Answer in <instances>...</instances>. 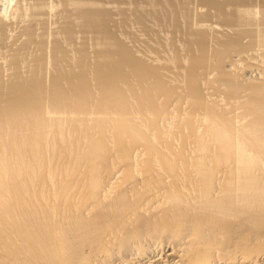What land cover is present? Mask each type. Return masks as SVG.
Masks as SVG:
<instances>
[{"label":"bare ground","instance_id":"bare-ground-1","mask_svg":"<svg viewBox=\"0 0 264 264\" xmlns=\"http://www.w3.org/2000/svg\"><path fill=\"white\" fill-rule=\"evenodd\" d=\"M180 2L149 4L163 24ZM64 3L63 39L47 51L31 19L0 80V264H264V36L213 47L190 28L183 54L132 51L101 0ZM71 19L105 47L95 61L64 48Z\"/></svg>","mask_w":264,"mask_h":264},{"label":"rangeland","instance_id":"rangeland-1","mask_svg":"<svg viewBox=\"0 0 264 264\" xmlns=\"http://www.w3.org/2000/svg\"><path fill=\"white\" fill-rule=\"evenodd\" d=\"M43 0H41V2H40V0H0V17H2V20L0 19V21H1V23H3V20H5L4 22H5V26H6V28H5V26H4V30L5 29H7V30H5V31H3V29H2V34L3 35H5V33H6V35L5 36H1V31H0V66H1V70L3 71V72H1V75L0 76H2V75H4V76H2V78L0 77V80L1 81H4V80H2V79H4V77L7 75V76H9L10 74H11V67H9L10 65H9V63H8V61H9V59H10V56L12 57V55H13V53H14V51L15 50H17L18 49V47L23 43V42H25V36H24V33H22L23 31H24V29H25V27H27V26H29L28 25V23L29 24H31V22L33 21V23L32 24H34L33 25V27L34 28H36L37 29V33H40L41 35H43V41L45 42V43H43V45L44 44H46L47 43V45H44V46H46L47 48H48V50L47 51H49L50 52V49L52 50V46H54L55 45V39H54V37H56L57 36V34H58V32H60L59 34V36L63 39V32L65 31V29H67V26H65L66 25V23L68 24V25H70L71 23L68 21V19L69 18H78L76 15H75V13H74V11L73 10H75L74 8H70V7H72V6H67V7H65L64 5H66V3H64L65 1L64 0H44V2H42ZM139 1V4L141 5L142 4V9H141V7H140V9L141 10H139V8L137 9V12H136V10H133V9H136L137 8V5H135V4H138V3H136V2H138ZM144 1V3H140V2H142V0H101V3H100V5H101V7L104 9V11L106 12V13H108L109 15H110V23H109V28L111 29V32H113L114 33V35L117 37V39H120L121 41H123L122 43H124V44H126L125 46H128V48H131L130 50H132V48H134L132 51H141L142 49H143V47L144 46H146V45H148V47H150L151 48V46H152V42L153 41H151V40H154L155 42H153V43H156V44H153V46L152 47H154V45L156 46L157 44L159 45V42L161 41V40H163L162 42H160V47L158 48L157 46H156V48L159 50V49H161V50H159V52H161V54L163 53V55H165L166 53H167V51L168 50H170V48L172 47L171 46V43L172 44H174V41L172 40V39H174L175 40V44H174V46H177V48L176 49H181L182 51H181V53L183 52V53H185L184 52V43H185V40H186V38H184V37H186V35H188V33L187 32H189L190 31V28H192L191 30H193V32L196 30V32H198V31H204L205 33V36H206V39H209L208 40V43L207 44H212V46H213V44H214V42H215V40L218 38V41L220 42V40L219 39H221V40H223L224 38L226 39L227 38V36L229 35V37H230V35L231 34H234L235 33V30L234 29H242V30H244V31H255L256 32V34H258V33H260V34H258L260 37L261 36H264V0H250L249 2V5L251 6H249L248 5V1L246 2L247 4L245 5V4H243L242 2L244 1V0H238L239 2H238V4H236V3H234V2H236L237 0H213L211 3L213 4H209V2L207 1V0H177L178 2H180L179 4H181L182 3V6H183V4L185 3V8H183V10H185L183 13H179L178 15H173L172 14V16L170 15V17H169V15L167 16V17H169V19L167 18V17H165L166 15H163V17H165V18H163V20H164V22H163V24L160 22L159 23V21L156 19V17H155V12L153 13L151 10H150V8L152 7V6H150V4L149 3H152V2H154L155 0H148L149 2H147V0H143ZM230 1H232L233 3V5L230 3ZM40 2V3H39ZM99 2H100V0H99ZM127 2V3H126ZM175 2H176V0H175ZM219 3H221V4H223L224 6H222L221 4H219L220 6H218V4ZM244 2V3H245ZM36 3V4H35ZM108 3H110V4H108ZM113 3V4H112ZM116 3V4H115ZM122 3V4H121ZM207 3V4H206ZM231 5H230V4ZM240 3V4H239ZM241 3L243 4V5H241ZM33 4V5H32ZM38 4V5H37ZM64 4V5H63ZM129 4V5H128ZM134 4V5H133ZM202 4H203V6H202ZM205 4H206V6H205ZM209 4V5H208ZM216 4H217V6H216ZM20 5V6H19ZM31 5V6H30ZM43 5H45V6H43ZM111 5V6H110ZM230 5V6H229ZM236 5V6H235ZM36 6H40V8H36ZM210 6H212V7H210ZM225 6H226V8H225ZM233 6V7H232ZM239 8H238V7ZM244 6H246V7H244ZM253 6V7H252ZM31 7V8H30ZM43 7V8H42ZM111 7V8H110ZM136 7V8H135ZM215 9H214V8ZM222 7V8H221ZM235 7H237V8H235ZM241 7V8H240ZM42 8V9H41ZM66 10H65V9ZM73 11H70V9ZM116 8V9H115ZM213 8V9H212ZM236 9V10H233V9ZM29 9V10H28ZM30 9H32L31 11H30ZM38 9V10H37ZM152 10H153V7L151 8ZM217 9V12L215 11ZM223 10L222 12L220 11V10ZM27 10V11H26ZM42 10V11H41ZM183 10H181L180 12H182ZM232 10V11H231ZM238 10V11H237ZM29 11L31 12V13H29ZM33 11H35V13L33 12ZM67 11V12H66ZM68 11H70V12H68ZM130 11V12H129ZM139 11H142V12H139ZM6 12V13H5ZM25 12V13H24ZM27 12V13H26ZM37 12H39V13H37ZM76 12V11H75ZM139 12V15L137 14ZM147 13V12H149V13H147V15L148 14H150V15H148V16H150V18H152V16H153V21L155 20V22H152V20L149 18V20L148 21H150V22H145V25H144V22H143V20L144 21H146V19L147 18H145V19H143L142 21H141V19H138V18H140L139 16H142L141 14H144V13ZM218 12H219V14H218ZM236 14H235V13ZM34 13V14H33ZM42 13V14H41ZM123 13V14H122ZM126 13V14H125ZM145 13V14H146ZM233 13H234V17L236 16V15H240L241 16V18L243 19L244 17V20L247 22H245V24L244 25H242L240 28H238V27H233V25H231L232 27H230L229 25H226L224 22H229L228 20L229 19H233L232 18V16H233ZM38 14H41V15H38ZM138 16H137V15ZM144 14V15H145ZM183 14V15H182ZM222 14V15H221ZM227 14H228V16L229 17H231V18H228L227 17ZM23 15H25V17L23 16ZM33 15V17H31ZM36 15V16H35ZM61 15V16H60ZM157 15V14H156ZM231 15V16H230ZM20 16H23V17H20ZM39 16V17H38ZM70 16H73V17H70ZM113 16V17H112ZM36 17V18H35ZM124 18V20H121V19H123ZM138 17V18H137ZM146 17V16H145ZM189 17V18H188ZM22 18V19H21ZM26 18V19H25ZM35 18V19H34ZM128 18V19H127ZM155 18V19H154ZM162 18V17H161ZM176 18V19H175ZM227 18V19H226ZM27 19H29V22H27L28 20ZM31 19H34V20H32L31 21ZM76 19H74V21H73V19H71L73 22H72V24L73 25H71V26H73V27H71L72 29H74L73 30V32H74V35H73V39H71V40H73V42L71 41L70 42V40L68 41L67 39H66V42L69 44H67V43H65L64 41H63V46L66 44L67 46L66 47H64V48H66V50L67 51H71L72 53H71V56L75 53V52H77V50H79L78 49V47L79 48H81L83 45L85 46V47H87L86 49H87V51H88V54H89V60L90 61H95V59L93 58V52H95L97 49H98V47H99V50H100V48H101V50L102 49H105V47L104 48H102L103 46L99 43V41L100 40H98V43H97V40L96 39H98L97 37H95L94 35H96V34H94V33H92L91 32V30L89 31V32H87L86 30L85 31H83V29L85 28V27H83V26H85L83 23V21L82 20H80L79 21V19L78 20H76ZM134 19V20H133ZM167 19L169 20V21H167ZM184 19V20H183ZM24 20V21H23ZM36 20V21H35ZM116 20V21H115ZM127 20V21H126ZM138 20H139V22H138ZM165 20H166V22H165ZM227 20V21H226ZM21 21V22H20ZM35 21V22H34ZM39 21V22H38ZM41 21V22H40ZM158 21V23H156ZM174 21H176L175 23H174ZM18 22H20V23H18ZM44 22V23H43ZM69 22V23H68ZM83 22V23H82ZM114 22V23H113ZM123 22V23H122ZM138 22V23H137ZM7 23V24H6ZM22 23V24H21ZM27 25H26V24ZM42 23V24H41ZM82 23V24H81ZM125 23V24H124ZM135 23V24H134ZM137 23V24H136ZM144 25H142V24ZM146 23H150V24H152L153 23V25H155V26H151V25H146ZM155 23V24H154ZM4 24V23H3ZM41 24V25H40ZM80 24L81 25H83V26H80ZM123 24V25H122ZM166 24V25H165ZM169 24V25H168ZM177 25V28L175 29V30H177V31H172L173 30V28L171 29V27H174V26H176ZM189 24V25H188ZM191 24V25H190ZM228 24V23H227ZM230 24V23H229ZM9 25V26H8ZM25 25V26H24ZM75 25V26H74ZM126 25V26H125ZM134 25V26H133ZM158 25V26H157ZM164 25V26H163ZM172 25V26H171ZM174 25V26H173ZM23 26H24V28H23ZM42 26V27H41ZM45 26V27H44ZM59 26V27H58ZM66 28H65V27ZM112 26V27H111ZM117 26V27H116ZM141 26H143V27H141ZM148 27L149 28V26H151L150 28H152L151 29V31L152 32H150V34H149V32L147 33L144 29H145V27ZM157 26V27H156ZM185 26V27H184ZM235 26V25H234ZM40 27H41V29H40ZM63 27V28H62ZM82 27V28H81ZM130 27V28H129ZM159 27V28H158ZM161 27H163V28H161ZM22 28V29H21ZM45 28V29H44ZM65 28V29H64ZM140 28H144V29H140ZM155 30H154V29ZM166 28H169V29H167L166 30ZM35 29V30H36ZM40 29V30H39ZM60 29H63V30H60ZM88 29V28H87ZM114 29V30H113ZM171 29V30H170ZM1 30V29H0ZM23 30V31H22ZM51 30V31H50ZM189 30V31H188ZM22 31V32H21ZM53 31V32H52ZM57 31V32H56ZM63 31V32H62ZM143 31H144V33H145V35H143L144 33H143ZM162 31V32H161ZM171 31L174 33H171ZM184 31V32H183ZM237 31V30H236ZM42 32H44V33H42ZM62 32V33H61ZM129 32V33H128ZM22 33V34H21ZM36 33V35H38ZM46 33V34H45ZM87 33V34H86ZM152 33H153V36H152ZM156 33H158L157 35H155ZM171 33V34H170ZM203 33V32H202ZM45 34V35H44ZM52 34V35H51ZM56 34V35H55ZM148 34H149V36H148ZM177 34H178V36H177ZM186 34V35H185ZM10 35V36H9ZM19 35H21V37L23 38V39H21V41L19 40L18 41V39L19 38H21V37H18ZM23 35V36H22ZM49 35V36H48ZM63 35V36H62ZM150 35H151V37H150ZM163 35V36H162ZM173 35V36H172ZM39 37H40V35H38ZM37 36V37H38ZM97 36V35H96ZM98 36H100V35H98ZM18 38V39H16V38ZM75 37H76V39H75ZM151 39H150V38ZM153 37V38H152ZM157 37H159V38H157ZM188 37V36H187ZM209 37V38H208ZM87 38V39H86ZM147 38V39H146ZM171 38V39H170ZM41 39V38H40ZM40 39H37V42L40 40ZM61 39V40H62ZM64 39H65V37H64ZM150 39V40H149ZM176 39H177V41H176ZM185 39V40H184ZM245 39L246 40H248L249 39V37L247 38V37H245ZM245 39H244V41H245ZM119 40V41H120ZM159 40V42L157 43V41ZM167 40V41H166ZM169 40V41H168ZM170 40H172L173 42H171ZM4 41V42H3ZM41 41H42V39H41ZM42 41V42H43ZM86 41V42H85ZM120 41V42H121ZM136 41V42H135ZM148 41H150V43L148 42ZM2 42V43H1ZM22 42V43H21ZM75 42V43H74ZM83 42V43H82ZM93 42V43H92ZM101 42V41H100ZM132 42V43H131ZM140 42V43H139ZM146 42L147 43H149V44H151L150 46H149V44H146ZM165 42V43H164ZM168 42H171V43H168ZM245 42H247V41H245ZM5 43V44H4ZM11 43V44H10ZM21 43V44H20ZM100 44L99 46H97V44ZM142 43H144V44H142ZM162 43V44H161ZM8 46H7V45ZM123 44V45H124ZM165 44H168V45H165ZM170 44V45H169ZM81 47H80V46ZM164 45H165V47H164ZM16 46V47H15ZM22 46V45H21ZM20 46V47H21ZM49 46V47H48ZM142 46V48H140ZM162 46L165 48V49H163L162 48ZM173 46V48H175ZM210 46V45H209ZM211 46V47H212ZM215 46V45H214ZM213 46V47H214ZM19 47V48H20ZM67 47H69L68 49H67ZM211 47H209L210 48V50L211 49H213V48H211ZM147 48V46L146 47H144V49H146ZM172 48V49H173ZM257 48L260 50V51H262V50H264V47L262 46V45H257ZM12 49H15L14 51L12 50ZM94 49V50H93ZM138 49V50H137ZM140 49V50H139ZM262 49V50H261ZM74 50H76V51H74ZM89 50H90V53H89ZM167 50V51H166ZM7 51V52H6ZM11 51H13V53L11 52ZM48 52V53H49ZM166 52V53H165ZM264 52V51H263ZM10 53H12V54H10ZM70 53V52H69ZM96 53V52H95ZM94 53V54H95ZM140 53V52H139ZM182 53V54H183ZM4 55V58H3V55ZM7 54V55H6ZM8 54H10V56H8ZM2 56V57H1ZM9 58H8V57ZM8 58V59H7ZM2 59V60H1ZM7 59V60H6ZM4 60V61H3ZM7 62V63H6ZM251 63H254V61L252 62L251 61ZM256 63V62H255ZM4 65V66H3ZM9 65V66H8ZM3 66V67H2ZM3 68V69H2ZM10 68V70L8 71V69ZM50 71V70H49ZM175 71H177V70H175ZM5 72V74H3ZM10 72V74L8 75V73ZM48 77H50V76H48ZM48 77H47V79H48ZM5 79H7L6 77H5ZM51 79L49 78V80L47 81V82H49ZM7 80H5V82H6Z\"/></svg>","mask_w":264,"mask_h":264}]
</instances>
